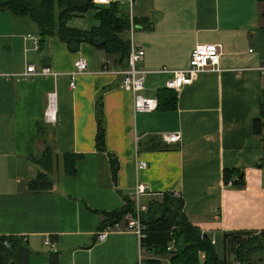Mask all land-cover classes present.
<instances>
[{
  "label": "crops",
  "instance_id": "obj_1",
  "mask_svg": "<svg viewBox=\"0 0 264 264\" xmlns=\"http://www.w3.org/2000/svg\"><path fill=\"white\" fill-rule=\"evenodd\" d=\"M263 12L260 0H137L133 14L149 25L134 34L145 51L138 65L150 71L146 96L166 88L172 74L163 70L188 68L198 45H220L221 57L217 70L176 92L174 108L136 113L134 95L120 86L115 55L91 43L72 52L56 36L36 45L29 37L39 36L36 22L0 9V236L24 237L30 264H50L53 253L59 264H137L140 254L152 255L145 250L144 256L125 221L102 242L96 234L104 213L124 207L138 182L147 185L148 197L180 195L190 221L215 246L226 232L264 231V142L253 125L264 90ZM97 13L77 14L68 25L90 30L100 25ZM80 57L89 71L72 88ZM30 65L51 66L59 75L24 77ZM54 90L57 112L50 121L45 112ZM100 99L106 151L96 144ZM173 132L181 135L177 143L162 139ZM46 145L57 160L54 187L33 192L28 183L44 168L30 157ZM66 154L82 156L75 175L63 173ZM109 154L120 163L117 179ZM138 160L147 168L138 170ZM225 169L241 171L243 186L226 184Z\"/></svg>",
  "mask_w": 264,
  "mask_h": 264
},
{
  "label": "trees",
  "instance_id": "obj_2",
  "mask_svg": "<svg viewBox=\"0 0 264 264\" xmlns=\"http://www.w3.org/2000/svg\"><path fill=\"white\" fill-rule=\"evenodd\" d=\"M260 1L264 2V0ZM0 9H8L15 14L32 18L38 25L40 44L48 36H56L67 44L70 51L77 52L83 43L96 45V42L106 39V43L97 47L105 49L110 55H115V62L122 67H126L128 63L130 19L128 14L120 10V5L117 3L104 8V6H96L93 0H0ZM91 9L98 11L96 18L100 22L99 26L90 30H81L68 25L69 20L77 14L86 13ZM262 18L264 20V12ZM146 20L135 17L137 23L149 27ZM157 98L158 108L172 109L177 104L176 92L168 88L160 89ZM261 108V115L254 120L253 125L254 132L262 135L264 142V90ZM96 115L98 119L96 144L98 149L106 151L102 99L98 100ZM109 156L112 174L114 179H117L120 163L116 156L112 154ZM81 157L78 154L64 155L61 162L63 173L67 176L75 175L76 165ZM30 160L44 170H40L36 178L29 181V190L33 192L52 190L54 187L52 173L57 166L52 148L46 145L40 156L30 157ZM230 180H233L232 185L236 187H242L244 184L241 171L236 169L224 170L225 183L228 184ZM125 198L124 207L104 213L101 229L123 222L125 215L134 211L135 205L132 199ZM143 202L147 205V210L141 215L144 229L140 243L141 247L152 255L144 259V264H164V260H170L171 264H201L203 255V264H232L230 255H234V260L242 261L244 264L246 259L247 264H255L251 257L255 253L264 254V242L257 239V234L264 237V231L224 233V254L220 256L212 242V236L194 225L186 215L184 199L181 196L164 192L152 197L145 196ZM245 236L248 239H243ZM31 256L32 250L24 237L0 236V264H30ZM50 264H59L56 253L51 255Z\"/></svg>",
  "mask_w": 264,
  "mask_h": 264
},
{
  "label": "built area",
  "instance_id": "obj_3",
  "mask_svg": "<svg viewBox=\"0 0 264 264\" xmlns=\"http://www.w3.org/2000/svg\"><path fill=\"white\" fill-rule=\"evenodd\" d=\"M96 6H111L114 3L119 5H126L127 12L129 14L130 25L128 29L130 39V53L128 63L126 67H120L116 73L122 76L121 88L132 92L134 95V110L135 112L149 113L158 109L159 101L157 96H146L143 91L146 87V80L150 71L141 68L138 64L143 61L145 51L135 45L134 34L137 28H142L143 25L135 21L133 14L134 5L137 0H93ZM36 45L39 44L40 36L29 35ZM221 57V47L218 44H204L198 45L192 52L190 65L186 69L181 70H163V72H170L172 78L166 83V88L179 92L184 86L191 85L198 75L204 71H215L218 69ZM264 70V67L262 68ZM109 68H103V71H108ZM89 71V62L85 57H80L75 63V69L71 73V87L76 88V79L79 75ZM59 73L55 72L51 66H44L40 70H36L34 65H30L27 68V72L23 74L24 77L34 76H52L57 77ZM57 91L48 93V106L45 112V116L48 120L54 121L56 119L57 112ZM162 139L168 143H177L180 140V133H161ZM148 162L145 160H138V170L147 168ZM233 180L228 182L232 185ZM148 195V187L143 182H138L131 194V199L134 202V211L125 215L126 228L130 231H134L139 240L143 237L144 226L141 222V215L147 210V205L143 202V198ZM175 196L179 197L177 193ZM115 226H118L117 224ZM114 226H107L100 229L96 234V240L102 242L106 240L109 233L113 230ZM46 242L55 247L54 243L50 242L47 238ZM137 264H144V257L140 254Z\"/></svg>",
  "mask_w": 264,
  "mask_h": 264
},
{
  "label": "rangeland",
  "instance_id": "obj_4",
  "mask_svg": "<svg viewBox=\"0 0 264 264\" xmlns=\"http://www.w3.org/2000/svg\"><path fill=\"white\" fill-rule=\"evenodd\" d=\"M107 7V6H104V8ZM109 7V6H108ZM123 13H126L128 14V12L126 11H123ZM129 15V14H128ZM128 35V34H127ZM129 37V35H128ZM257 239L258 241H261V242H264V237L261 235V234H257ZM243 239H248V237H244ZM212 242L214 243V241L212 240ZM216 249H217V252L220 256H223V252H224V249H223V242L222 241H219V243L216 245ZM142 253L144 254L145 256V250L142 251ZM230 261L232 264H239L240 262L242 264H244L242 261L239 262V260H234L235 257L234 255H230L229 257ZM251 260L255 261V264H264V254H259V253H255L252 257H251ZM203 261H204V257L201 258V264H203ZM246 261L245 264L248 263V260H244ZM240 263V264H241ZM164 264H171L170 260H164Z\"/></svg>",
  "mask_w": 264,
  "mask_h": 264
},
{
  "label": "water",
  "instance_id": "obj_5",
  "mask_svg": "<svg viewBox=\"0 0 264 264\" xmlns=\"http://www.w3.org/2000/svg\"><path fill=\"white\" fill-rule=\"evenodd\" d=\"M104 43H106V39H102V40L96 42V46H101Z\"/></svg>",
  "mask_w": 264,
  "mask_h": 264
}]
</instances>
